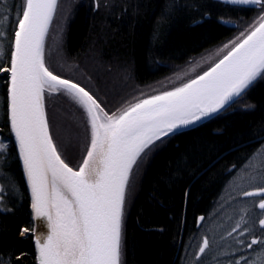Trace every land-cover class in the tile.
I'll list each match as a JSON object with an SVG mask.
<instances>
[{"label": "snow or ice", "instance_id": "6c2138e0", "mask_svg": "<svg viewBox=\"0 0 264 264\" xmlns=\"http://www.w3.org/2000/svg\"><path fill=\"white\" fill-rule=\"evenodd\" d=\"M221 2L246 6L255 15L236 24L238 33L217 49L203 71L109 111L90 90L45 61V40L58 0H12L11 4L0 0V59L4 61L0 73L6 86L9 132V142L0 141V214L16 215L18 201L25 198L23 184L13 174L20 166L30 194V212L17 231L22 240L34 243L35 264H125L126 203L140 165L170 142L189 137L206 121L227 114L264 84V0ZM93 4L97 10L101 7L99 0ZM173 11L175 5L165 9ZM169 18L161 15L154 36ZM46 94L67 97L80 110L82 135L69 140L63 150L52 134ZM244 107L249 110L255 105ZM251 135L260 144V160L251 156L232 182L239 219L219 240L215 232L202 233L198 244L184 245L186 250L194 249L186 264H204L208 254L217 264H264V125ZM176 149L169 172L161 176L163 184L172 183L173 173L183 176L191 170L203 144L192 138L182 150L180 144ZM76 151L79 160L73 165L66 153ZM153 193L155 200L159 192ZM253 207L258 214L251 211ZM204 221V216L197 217V228ZM22 255L12 253L4 259L0 253V264H13L12 256L20 264ZM221 256L227 259L218 260Z\"/></svg>", "mask_w": 264, "mask_h": 264}, {"label": "trees", "instance_id": "16d2710c", "mask_svg": "<svg viewBox=\"0 0 264 264\" xmlns=\"http://www.w3.org/2000/svg\"><path fill=\"white\" fill-rule=\"evenodd\" d=\"M8 2L11 4L12 0ZM113 3V6L101 11L94 9L90 0H77L63 42L65 58L68 61L82 59L86 63L82 69L98 81L97 84H88L97 95L86 85L84 76L85 81L64 76L90 90L109 111L124 106L133 97L145 92L139 91L125 99L116 93L107 92L106 87H110L106 84L107 73L95 74L94 66L107 69H111L113 64L126 66L131 71L136 87L146 89L164 81L174 67L205 56L208 52L216 53L218 48L238 33L237 27H229L224 22L236 25L242 19L251 20L255 15V11L248 10L246 6L227 5L219 0H113ZM172 5L176 6V11L166 13L165 9ZM162 14L170 18L160 27L159 35L154 36ZM11 15L14 20V9ZM3 62L0 59V63ZM208 63L203 64L197 73L203 71ZM178 84L163 85L159 90L151 89L146 94L151 95L154 90L162 91ZM50 98L54 106L49 108L46 98L49 121L51 117L55 118L57 128L62 131L61 140L65 141L62 120L58 122L56 110L62 107V110L72 111L77 116H80V110L67 97L57 95ZM245 104L255 107L245 110ZM5 107L6 86L4 74L0 73V141L8 143ZM50 124L54 136L53 120ZM66 124L72 126L69 122ZM262 125L264 84H258L243 102L227 114L205 122L191 136L172 141L167 147L150 155L141 170L137 191L125 220V251L122 256L125 264H186L190 258L188 254L194 249L186 250L184 245L200 242L199 237L212 218V213L224 210L228 214L239 209L232 198L235 195L232 182L240 175L251 156H256V162L260 160V144L252 139L251 134ZM80 131L82 135V128ZM192 138H199L203 150L191 170L183 176L173 173L170 184L161 183V176L169 172L170 161L176 155V145L180 144L182 150L183 145ZM11 143L14 145L13 138ZM63 143L64 146L68 142ZM68 154L75 165L79 160V152ZM233 165L236 167L233 168ZM13 174L17 183L23 184L25 198L18 201L16 215L0 214V253L4 254V259H8L12 253H23L20 264H35L34 243L22 240L17 231V227L29 219L30 198L22 180L21 167L16 166ZM154 189L159 192L155 200L152 199ZM199 216H204L205 221L197 228L195 219ZM12 260L16 264L14 256Z\"/></svg>", "mask_w": 264, "mask_h": 264}, {"label": "rangeland", "instance_id": "374dc122", "mask_svg": "<svg viewBox=\"0 0 264 264\" xmlns=\"http://www.w3.org/2000/svg\"><path fill=\"white\" fill-rule=\"evenodd\" d=\"M84 1H88V0H84ZM90 1L93 4V0H90ZM58 2H59V7L57 10V13L55 15L52 25L50 26L48 36L46 37V40H45V61L54 71L59 72L62 76L66 75L71 78L77 79L78 81L80 80L85 81L86 79L87 84L81 81L82 83H84V85L94 84V82L98 83V81L94 79L95 77H93L92 75H89L87 73L88 71L86 72L84 69H82L83 65L84 66L86 65V63L82 59H77L75 61H72V60L68 61L65 58V53L63 49L65 31L69 23L73 5L75 4V2H77V0H58ZM99 2L101 4V7L99 8V10L101 11L110 8V7L108 8L104 7L105 3H108L111 6H113L114 4L113 0H99ZM93 7L94 9H96L94 4H93ZM66 14H67V18L65 19ZM57 37H59V40L56 39ZM214 54L215 52H208V54L205 56L202 55L198 58L193 59L189 63L174 67L173 70L171 71L170 76L164 79V81H159L157 82V84L156 83L152 84L151 86H148L146 89L144 88L139 89L138 87H136L130 75L131 71H129V68H127L126 66H122V65L120 66L118 64H113L111 66L112 67L111 69L109 67H108L109 69H107L105 67L102 68V67L94 66L93 72L95 74L96 72H100V74H102L103 72L104 74L107 73L106 77L108 78V83L106 82L105 83L107 85H110V87H106L107 92L112 93V94L116 93L120 95L122 99H125V98H129L133 94L139 93V91H141L140 93L142 92L147 93L148 91H151V89L156 88V90L157 89L159 90L160 88L163 87V85L169 86L172 84L181 83L183 79L189 77L190 75H194L195 73H197L202 68L203 64H207L210 60H212L214 58ZM82 76H84L85 79ZM78 78H82V79H78ZM88 87L92 92L96 93L93 87L91 88L89 85ZM46 98L49 104V108L51 107L52 109L54 106L53 105L54 101L50 102L51 98L47 94H46ZM61 108L62 107H60V110H56L57 112L56 114H58V117H59L58 122L61 123V120H62V124L64 127L63 134L64 135L66 134L65 141L61 140L62 131H60L57 128L55 118L51 117L50 121L53 120V123L55 125L53 128L54 136H55L54 138H56L57 143L62 146V150H63V144H64L63 142H68L69 140H72L74 142L77 135L78 134L81 135V131H80L81 127L79 126V115L77 116V114H74L72 111L66 112L62 110ZM65 121L69 122L72 126L68 127L66 124L67 122ZM66 154L70 156L68 153ZM146 163L147 161L142 163L140 165L139 170L136 171L133 176V183L130 185L128 202L126 203L125 220L127 218L131 203L137 191L141 170ZM251 211L257 214L259 213V209L255 207H253ZM239 215H240L239 209L237 210L235 209L234 211L232 210L228 214L225 213L224 210L219 213L214 211V213H212V218L207 222L208 224L205 225L202 233L211 234L212 232H215L216 239L219 240L220 236L226 235V232L230 230L231 226L235 223V221L239 219ZM258 218L259 216L257 215L256 219L258 220ZM220 244L221 246H223L224 241H220ZM252 256L254 257L255 254H253ZM226 259L227 257H223V256L218 257V260L220 261H223ZM203 261H204V264H217V260L213 259L212 254H208L205 257H203Z\"/></svg>", "mask_w": 264, "mask_h": 264}, {"label": "water", "instance_id": "95a60500", "mask_svg": "<svg viewBox=\"0 0 264 264\" xmlns=\"http://www.w3.org/2000/svg\"><path fill=\"white\" fill-rule=\"evenodd\" d=\"M219 1H221V0H219ZM224 24L227 25V26H229V27H232V28H235L236 27V25L233 24V23L224 22ZM13 141H14V138H13ZM21 169H22V167H21ZM25 184H26V182H25ZM29 198H30V194H29ZM41 230L46 231V229H43V228Z\"/></svg>", "mask_w": 264, "mask_h": 264}]
</instances>
